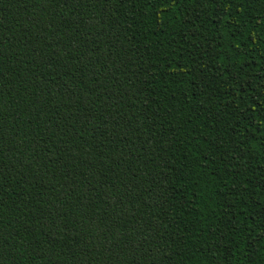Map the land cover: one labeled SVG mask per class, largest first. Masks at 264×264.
Here are the masks:
<instances>
[{"label": "trees", "instance_id": "trees-1", "mask_svg": "<svg viewBox=\"0 0 264 264\" xmlns=\"http://www.w3.org/2000/svg\"><path fill=\"white\" fill-rule=\"evenodd\" d=\"M0 264H264V0H0Z\"/></svg>", "mask_w": 264, "mask_h": 264}]
</instances>
